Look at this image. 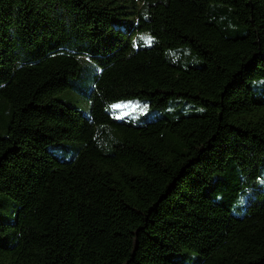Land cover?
I'll return each mask as SVG.
<instances>
[{
    "label": "trees",
    "instance_id": "1",
    "mask_svg": "<svg viewBox=\"0 0 264 264\" xmlns=\"http://www.w3.org/2000/svg\"><path fill=\"white\" fill-rule=\"evenodd\" d=\"M89 67L85 115L57 95ZM263 155L264 0H0V264H264Z\"/></svg>",
    "mask_w": 264,
    "mask_h": 264
},
{
    "label": "rangeland",
    "instance_id": "2",
    "mask_svg": "<svg viewBox=\"0 0 264 264\" xmlns=\"http://www.w3.org/2000/svg\"><path fill=\"white\" fill-rule=\"evenodd\" d=\"M94 68H87L82 76L71 82L70 87L57 95V98L68 106L76 108L82 114H89L90 111V93L92 90V82L94 78ZM202 107L193 106L182 98L171 99L163 110L150 109L142 100H120L112 104L111 110L118 117H127L133 123H144L164 115V111L172 114L173 117L179 115H188L198 113ZM79 142H64L63 144H55L49 148L50 154L61 160L67 161L78 151ZM258 166V182L257 186L264 190V155L260 157ZM253 188H246L235 196L230 206L231 213L240 216L245 211L249 197L253 194ZM16 217V206L14 201L5 196L0 202V220L6 223H13ZM173 259L181 264H191L197 259L192 254L185 256L175 254Z\"/></svg>",
    "mask_w": 264,
    "mask_h": 264
}]
</instances>
